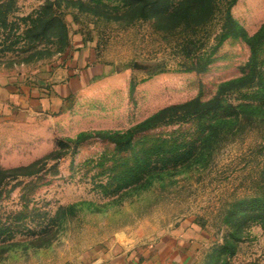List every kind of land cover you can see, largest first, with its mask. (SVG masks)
<instances>
[{
    "label": "rangeland",
    "instance_id": "rangeland-1",
    "mask_svg": "<svg viewBox=\"0 0 264 264\" xmlns=\"http://www.w3.org/2000/svg\"><path fill=\"white\" fill-rule=\"evenodd\" d=\"M231 14L253 35L264 0ZM221 23L193 31L130 0H0V85L14 95L0 112V264H73L176 235L182 264H264V218L238 203L262 180L264 70L226 108L146 122L242 76L251 50ZM72 54L93 72L62 92Z\"/></svg>",
    "mask_w": 264,
    "mask_h": 264
},
{
    "label": "trees",
    "instance_id": "trees-1",
    "mask_svg": "<svg viewBox=\"0 0 264 264\" xmlns=\"http://www.w3.org/2000/svg\"><path fill=\"white\" fill-rule=\"evenodd\" d=\"M130 1L132 4H139L141 16L144 18H154L156 20H163L165 18L176 19L179 22L183 21L184 25L193 31L201 26L206 25L219 12L222 15L221 38L223 39L227 36L243 37L251 50V57L242 76L220 84L217 93L210 100H192L182 105H173L166 107L146 120V122L158 120L161 115L167 113L172 109L192 107L193 109H196L198 111H217L221 108L223 109L227 107L224 104V99L228 91L257 85L256 80L260 79V77L263 75L264 70L263 59L261 58L262 50L264 47V23L256 33H254L253 35H248L243 26L240 25L231 14V7L237 0ZM49 22H53L56 24L58 20L52 17L51 19H49L45 27H48ZM235 116H237V114H235ZM261 178V184L257 186L258 189L256 193L254 195H250L249 197L239 199L238 203L246 208L249 207L248 210H244L256 213L258 214V216H261V218H264V168ZM235 212H237V210H235ZM222 264L230 263L225 262Z\"/></svg>",
    "mask_w": 264,
    "mask_h": 264
},
{
    "label": "crops",
    "instance_id": "crops-1",
    "mask_svg": "<svg viewBox=\"0 0 264 264\" xmlns=\"http://www.w3.org/2000/svg\"><path fill=\"white\" fill-rule=\"evenodd\" d=\"M84 60L83 55L72 54L70 56L64 70L66 77L61 86H57L62 92L71 89L73 82L79 77L78 73L83 77L93 72V68L90 66L82 65ZM11 91V89L0 85V112H2V108L6 107L8 100L14 96ZM58 97L61 98V96ZM185 240L180 235L168 236L153 246L152 249L138 248L122 251H120L119 241L112 246L95 247L73 264H182L183 255L188 252L189 247V241Z\"/></svg>",
    "mask_w": 264,
    "mask_h": 264
},
{
    "label": "built area",
    "instance_id": "built-area-1",
    "mask_svg": "<svg viewBox=\"0 0 264 264\" xmlns=\"http://www.w3.org/2000/svg\"><path fill=\"white\" fill-rule=\"evenodd\" d=\"M66 264H72V263H66Z\"/></svg>",
    "mask_w": 264,
    "mask_h": 264
}]
</instances>
